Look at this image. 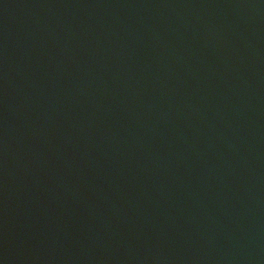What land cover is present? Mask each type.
<instances>
[{
	"label": "water",
	"instance_id": "1",
	"mask_svg": "<svg viewBox=\"0 0 264 264\" xmlns=\"http://www.w3.org/2000/svg\"><path fill=\"white\" fill-rule=\"evenodd\" d=\"M0 264H264V0H0Z\"/></svg>",
	"mask_w": 264,
	"mask_h": 264
}]
</instances>
